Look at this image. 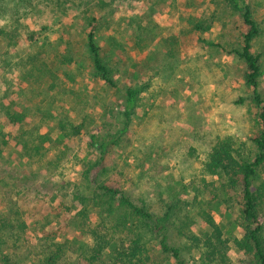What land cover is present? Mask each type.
<instances>
[{
    "label": "rangeland",
    "instance_id": "rangeland-1",
    "mask_svg": "<svg viewBox=\"0 0 264 264\" xmlns=\"http://www.w3.org/2000/svg\"><path fill=\"white\" fill-rule=\"evenodd\" d=\"M248 4L260 27L252 52L260 56L264 99V0ZM91 18L116 87L92 67ZM245 29L228 0H0V100L8 93L27 114L26 140L48 139L40 155L22 157L12 146L20 133L0 120L9 139L0 147V263L119 264L111 253L126 250L132 235H114L115 248L92 261L93 240L76 208L77 196L92 197L96 189L85 186L79 172L99 161L100 151L90 145L96 135L109 143L99 185L145 203L156 219L180 207L165 227L171 246L186 247V264H203L205 237L216 234L210 221L221 230L227 264H257L235 244L244 235L241 187L223 192L222 180L204 173L220 140H231L240 160L258 154L259 107L246 63L234 53ZM130 88L138 90V104L127 121ZM262 182L264 165L254 187ZM260 216L264 222V201ZM124 223L136 233L132 216ZM148 239L146 264H175L161 253L156 235Z\"/></svg>",
    "mask_w": 264,
    "mask_h": 264
},
{
    "label": "trees",
    "instance_id": "trees-1",
    "mask_svg": "<svg viewBox=\"0 0 264 264\" xmlns=\"http://www.w3.org/2000/svg\"><path fill=\"white\" fill-rule=\"evenodd\" d=\"M248 2L249 0H228L229 5L241 14L246 26L242 36L241 48L235 50L234 53L246 63V82L252 89L254 101L259 107L260 134L254 139L258 154L254 160H240L234 155L236 152L233 142L229 139L220 140L213 146L208 155L207 161L204 164V173L209 176L219 177L222 180L223 192L236 190L241 187L244 200L242 209L244 235L242 240H235V244L238 248H244L247 252H252L257 264H264V222L260 216V209L264 201V182L256 188L254 187L256 186V181L260 178V168L264 165V99L259 92L258 83L261 75L260 56L252 52L253 41L259 36L260 27L253 19ZM0 35H3V33L0 32ZM86 39L88 52L93 61L92 67L96 75L106 85L116 87L112 71L109 69L104 56H102L101 48L96 41V19L94 18H91L89 23ZM39 72L44 73L45 71L41 67ZM125 96L124 117L129 121L138 104V90L127 89ZM48 116L50 117L51 115ZM26 117L27 114L19 110L16 107L14 99L6 93L3 99L0 100L1 125L13 127L20 133L16 143H13L12 146L19 155L30 158L34 154H41L42 146L47 144L48 139L45 135H42L43 137L36 144H34V141L26 140L22 127L26 121ZM58 128L61 134L65 136L67 130L65 123L60 121ZM70 129L74 131L77 130V127H71ZM0 138V147L7 143L9 144V139L7 142L6 136L2 132H0ZM90 145L100 151L99 161L95 164H89L86 170L79 172L83 178L84 185L88 188L96 186V189L95 192L92 191V197H76L80 205L76 206L78 218L82 219L83 225L88 229V233L93 240V246L89 247V251H87L91 253L89 258L92 261L97 260L104 254L106 249L115 248L117 243L113 242V236L117 235L120 237L121 234L126 233L132 235L127 249L111 253V257L119 264H146L150 259L148 253L151 249L148 238L155 235L158 238L161 253L172 258L175 264H186L182 255L186 251V247L171 246L168 242V234L165 227L166 222L171 217L177 216L174 214L181 212L179 210L180 207L177 208L178 206L176 205L170 206L162 219H156L148 211L145 203L137 205L123 190L107 184L99 185L96 174H100L101 162L107 153L109 143L105 142L104 139L100 140L96 135H91ZM94 169L96 173L93 179H91V172ZM90 207L98 209L99 212L94 215L91 213ZM120 211L124 212L127 216H132L136 220L138 223V226L136 225V233L131 228L126 227L124 223L126 215L114 219L118 215L115 212L119 213ZM102 214L105 217H102ZM113 220H115L112 223L113 229H109V223L113 222ZM209 224L214 226L216 234L213 237L211 235H206L205 237L204 245L207 252L202 254V263L227 264V247L224 246L225 243L221 240V230L212 221ZM66 246L67 244L64 243L57 250L61 251ZM125 251H128V253ZM82 253H86V250H82ZM49 261L50 264H55L52 258ZM0 264L13 263L8 258H3Z\"/></svg>",
    "mask_w": 264,
    "mask_h": 264
}]
</instances>
